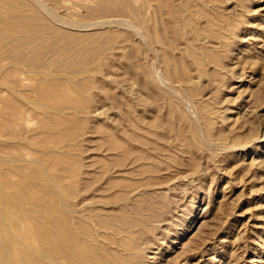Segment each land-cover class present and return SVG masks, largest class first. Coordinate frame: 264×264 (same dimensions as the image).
<instances>
[{
    "label": "rangeland",
    "instance_id": "rangeland-1",
    "mask_svg": "<svg viewBox=\"0 0 264 264\" xmlns=\"http://www.w3.org/2000/svg\"><path fill=\"white\" fill-rule=\"evenodd\" d=\"M160 1L0 0V189L2 193L10 195L16 189L13 194L19 192L20 199L21 195L25 197V190L28 189L26 193L31 195V199L25 197L30 200H27V203L22 198L24 202L17 205L19 210L16 211V216L19 211L25 213H21L19 217L28 214L27 216L32 218V214L35 213L34 215L38 216L33 219L39 222L38 225L42 222V227L46 223L44 221H47L42 229L50 228L47 219L50 216L47 215L59 211L58 214L61 215L62 212L61 216L64 218L71 220L74 217L71 220V222L74 220V225L80 226V223L85 224L87 220L98 235L93 234L91 225L88 229L87 223L85 227L84 225L80 227L86 228L85 232L90 230L94 236L90 233L89 235L94 239L85 233L84 229L78 230L79 235L81 237L84 235L82 238L88 237L87 240L93 241L97 237L96 240L100 238V241H105L104 245L109 253L113 250L109 254L111 259L115 256L114 252L117 256L116 250L121 252L122 249V253H119L122 257L113 258L120 257L117 259L118 263L114 261L115 264H133L135 261L132 259L138 256L134 264H264V0H207V2L195 0L196 4L200 2L198 8L194 0ZM208 4L213 7L208 8ZM188 5L196 7L193 6L191 9ZM199 6L207 8L201 9ZM205 9L212 11L209 10L208 13ZM215 10L218 14L220 11L224 13L227 11L226 13L236 18L221 13L216 14L214 19L218 16L217 19L220 21L223 16L228 15L225 19L232 18L241 23L237 26L235 24V27V21L228 19L231 21L230 27L223 18L221 23L213 19L214 22L221 24L222 28L216 23L213 26L211 21L210 25L207 24L210 17L205 16L211 14L212 19ZM203 11L206 15L202 14ZM187 12L191 13V17L194 16L193 21L187 18L190 14ZM122 13H126L124 16L127 18ZM248 13L253 16L250 14L248 16ZM176 17L178 21H175ZM247 19L252 22L248 23ZM187 21H190L191 25ZM223 23L228 24L229 27L225 24L228 30L224 29ZM210 26L212 29L215 28L216 34L212 32ZM192 28L196 31H192ZM198 29L199 34L206 30L214 36L211 37V34L204 31L201 37L196 33ZM175 31L176 34L173 35ZM192 33L196 37L200 36L201 40L197 38L196 41ZM188 36L194 37L195 41L191 43L190 40L194 39ZM162 38H166L165 42ZM202 38L206 39L205 42ZM199 44L200 48L197 47ZM182 48L185 49L186 58L182 54ZM189 48L196 49H191L192 55V52L187 50ZM198 52L201 53L200 57ZM181 54L184 62H187V66L182 62L179 67L180 71L186 67L183 72H179L177 66L180 63L176 61ZM194 55L198 57L194 58ZM180 58L179 60L183 61ZM171 61L175 63L172 64ZM173 65L176 66L174 71ZM56 81L59 83L62 81L64 85ZM193 81L196 82L197 88L192 84L195 89L189 84ZM65 83L69 85L68 88L65 87ZM58 84L61 87L57 86ZM70 85L72 91L69 90ZM43 87H47V93ZM34 88L40 93L42 89L44 93L40 95L38 93L37 96ZM61 88L67 92H63L65 96L68 95L67 98L59 93L62 92ZM48 91L51 92L50 95L59 93L56 94V98L62 95L59 97V103L62 98L64 101L61 99V102L64 105L59 104L58 99L54 98L55 95L50 96ZM72 93L77 95L74 96L76 99ZM43 94L45 96H42ZM18 98L23 106L20 104L17 107ZM11 103H15L16 107ZM204 103L208 104L205 105L208 112L205 111ZM16 108L20 109L17 111ZM15 112L16 118L13 117ZM5 114L9 116L6 117ZM43 115L48 118L45 119L47 121H43ZM56 115L65 119L58 118V121ZM17 117L20 119L17 120ZM208 119L213 121L209 122ZM15 121L18 125L14 123ZM51 121L58 124H51ZM149 121L155 126H149ZM218 128L224 134L222 132L219 134ZM149 129L155 130L153 135L149 133ZM156 130L160 132V136ZM145 135L149 139L154 138L150 139L153 145ZM117 143L121 146L116 145ZM18 148L22 150L19 151ZM68 162L72 163L71 166ZM140 163L145 164L143 167L145 170L153 168L149 169L153 172L156 168L158 171L155 169L153 173L149 170L143 172L144 169L139 167ZM146 164L153 167L147 168ZM66 165L72 167L71 171L69 168L67 171L68 166L65 169ZM120 169L122 170L119 171ZM72 171L74 173H70L69 179L64 176ZM61 172L64 178L61 177ZM56 173L60 176L57 177ZM145 173L152 174L151 178L156 175L154 178L157 180L148 179L149 176ZM25 174L28 179L24 177ZM171 176L175 177L170 178ZM64 179L66 180L63 181ZM9 181L12 184L15 181L13 187H16L13 191L8 187ZM17 181L25 185H20L24 188L21 190L22 192L24 190L23 193L17 191V188L21 189ZM31 181H36L37 185ZM155 181L157 182L154 183ZM80 182H86L90 186L87 185L89 189L84 188L86 183L82 187ZM74 183L78 184L77 187L81 184V187L75 188ZM94 186L95 189L92 188ZM47 189L48 194L45 193ZM50 189L55 194L49 191ZM81 193L86 196L83 200L80 197ZM74 194L77 197H74ZM18 195L15 197L18 198ZM46 197L47 201L53 200L52 205L49 201L46 202ZM77 198L83 201L79 205ZM14 200L16 201V198H13L11 203L15 202ZM64 200L65 202L68 200L67 205L71 202L72 205L67 208ZM74 202L76 204H73ZM48 204L50 205L47 206ZM45 205L46 211L50 209V212L45 213L42 207ZM39 206L42 208L39 209ZM140 207L141 210L144 209L142 211H147L145 213L140 211L145 217L138 212ZM56 209L60 210L55 212ZM40 210L47 214V218L41 217L43 213L41 211L40 215ZM133 210H138L140 215ZM67 213H70V218L67 217L69 216ZM146 213L150 216L146 217ZM139 218H143L144 221ZM75 219L80 223L75 222ZM124 219L127 220V224ZM90 220L93 224L89 222ZM98 220H102L100 222L105 220L107 224L102 227L103 223ZM128 220L135 225L128 224ZM107 221L114 222V227L123 226V229L120 228L121 231L117 227L114 229L112 223L110 225ZM108 224L115 231L111 230ZM126 225L127 229L129 227L131 231H136L137 235L135 232L136 236H133L134 233L126 230ZM98 228L99 232L96 230ZM103 229L104 233H110L114 237L113 240L115 236L118 238L113 241L110 235L105 233L106 236H103L104 233H101ZM45 230L42 232L45 233ZM107 230L112 232L108 233ZM122 233L127 237L128 234H132L127 240ZM6 235L8 238L13 237V234ZM107 236L110 237L107 239ZM121 237L124 240L121 239L120 242ZM139 237H142L141 240ZM131 238L135 240L134 243L137 239V242L140 241L136 243L137 247L129 241ZM124 241L126 243L119 244ZM130 242L139 250L131 247L133 245ZM126 244L129 245L128 249L132 251L131 255L134 257L128 255V259L132 258L131 260H127L126 256L123 258L126 252L130 254ZM143 245H148V248L147 246L143 248ZM117 246L124 248L120 249ZM139 251L144 255H139Z\"/></svg>",
    "mask_w": 264,
    "mask_h": 264
},
{
    "label": "bare ground",
    "instance_id": "bare-ground-1",
    "mask_svg": "<svg viewBox=\"0 0 264 264\" xmlns=\"http://www.w3.org/2000/svg\"><path fill=\"white\" fill-rule=\"evenodd\" d=\"M162 1V0H161ZM160 1V2H161ZM197 1H199V0H197ZM212 1V0H211ZM218 1V0H217ZM194 2H195V0H194ZM206 2H207V0H206ZM209 3H210V1H208ZM225 2H227V1H225ZM241 2V1H240ZM243 2V1H242ZM245 2V1H244ZM199 4H200V2H198ZM198 3L196 4V2H195V4H196V6L198 5ZM204 3V2H203ZM212 3V2H211ZM234 4H235V2H233ZM121 3H119V5H120ZM187 4H189V2H187ZM216 4H218V3H216ZM236 4H237V2H236ZM239 5H240V3H238ZM242 4V3H241ZM203 5H205V4H203ZM203 5H200V6H203ZM222 5V4H221ZM220 5V7H222ZM122 6V5H121ZM142 6V5H141ZM189 7H191V9H192V7L193 6H195V5H193V6H191V5H188ZM195 6V7H196ZM199 6V8H201ZM209 6H212V5H209L208 4V8H209ZM246 6V5H245ZM162 7V6H161ZM204 7H206V6H204ZM204 7H202L201 9H203ZM213 7V6H212ZM211 7V8H212ZM241 7V6H240ZM131 8V7H130ZM135 8V7H134ZM197 8H198V6H197ZM207 8V7H206ZM214 8H216V7H214ZM214 8H212V9H214ZM248 8H249V6H248ZM123 9V8H122ZM128 9V8H127ZM190 9V10H191ZM194 9V8H193ZM196 9V8H195ZM217 9V8H216ZM225 9V8H224ZM223 9V10H224ZM238 9H240V8H238ZM253 9V8H252ZM130 10V9H129ZM135 10V9H134ZM209 10L210 9H205V11H208V13H209ZM221 11H222V8L220 9ZM186 11H189V10H186ZM196 11H198V9L196 10ZM196 11H194V13H196ZM200 12L199 13H201V10H199ZM212 10H210V12H211ZM217 11H219V10H217ZM220 11V14H218V13H216V10H215V16H212V19H211V14L209 15H207V16H205V17H210V19H209V21L207 22V24H209L210 23V21H211V24L213 23V26H215L214 25V23H216V22H214V20L215 19H217L218 18V16H217V18H213V17H216V14L217 15H221V13H222V15H226V14H228V13H224V12H221ZM225 11V10H224ZM244 11V10H243ZM246 11H247V9H246ZM252 11V10H251ZM250 11V12H251ZM183 12V11H182ZM242 12V11H241ZM187 13H190V12H187ZM187 13H185L186 15H187ZM194 13H192L193 15H194ZM243 13V12H242ZM252 13V12H251ZM251 13H248V16H249V14L251 15V16H253ZM123 14V13H122ZM177 14V13H176ZM202 14H205L204 13V11L202 12ZM245 14V13H244ZM247 14V13H246ZM124 15H126V13L125 14H123V16ZM135 15H136V12H135ZM191 15V13L190 14H188V16L189 17H191L190 16ZM206 15V14H205ZM214 15V14H213ZM229 15V14H228ZM228 15L227 16H223V20L224 21H226L227 23H229V25H230V27H231V21H229L230 19L232 20V21H235V22H237V23H235L234 22V26H235V24H236V26H237V24H240L241 22H239L238 20H233L232 18H236V17H232V16H230V17H232V18H228V19H225L226 17H228ZM125 17V16H124ZM134 17V16H133ZM136 17V16H135ZM180 17V16H179ZM178 17V18H179ZM189 17H187L188 19H190V21L192 20L193 21V19L192 18H194V16H192L191 18H189ZM222 17V16H221ZM220 16H219V18H221ZM125 18H127V17H125ZM251 18V17H250ZM130 19V18H129ZM175 19V18H174ZM176 19H177V17H176ZM180 19H181V17H180ZM195 19V18H194ZM208 19V18H207ZM214 19V20H213ZM222 19H220V21L222 20ZM212 20H213V22H212ZM219 19H217V21H218ZM223 20H222V22H223ZM248 20V23H249V21H251L250 19H247ZM246 20V21H247ZM175 21H178V19L177 20H175ZM190 21L188 22L187 21V23L188 24H190ZM196 22L198 21L197 19L195 20ZM220 21H218L219 23H221ZM229 21V22H228ZM246 21H245V23H246ZM196 22H194V23H196ZM252 22V21H251ZM179 23V22H178ZM192 23V22H191ZM227 23H225L227 26H228V24ZM193 24V23H192ZM216 24H218V23H216ZM224 23L222 24V25H225ZM232 24H233V22H232ZM191 25V24H190ZM193 25H195V24H193ZM210 25V24H209ZM219 25V27L221 26V24H218ZM218 25L216 26V27H218ZM225 25V28H224V26H223V28L224 29H226L227 28V26ZM180 26V25H179ZM178 26V27H179ZM234 26H233V28H234ZM235 26V27H236ZM183 27V26H182ZM185 27V26H184ZM194 27V26H193ZM208 27V26H207ZM211 27V30H212V32H214L215 34H216V32H215V28L214 29H212V26H210ZM209 27V28H210ZM229 27V26H228ZM239 27V26H238ZM195 28V27H194ZM208 28V29H209ZM221 28H222V26H221ZM183 29H185V28H183ZM193 29V28H192ZM196 29V28H195ZM197 30V29H196ZM195 30V31H196ZM210 29H209V31H211ZM226 30H228V28L226 29ZM230 30H232V29H230ZM236 30H237V28H236ZM176 31H179V29L177 30L176 29ZM176 31L175 32H173L174 34L173 35H175L176 34ZM192 31H194V29L192 30ZM194 31V32H195ZM205 32H206V30H204ZM204 31H202V32H204ZM234 31V30H233ZM232 31V32H233ZM238 31V30H237ZM180 32V31H179ZM201 32V33H202ZM190 33V32H189ZM198 35H200L201 37H202V35H201V33L199 34V29H198V31L196 32ZM207 34L209 33V34H211L212 36L211 37H213L214 36V34L213 33H210V32H206ZM178 34V33H177ZM193 34V36H194V33H192ZM206 34V35H207ZM155 35V34H154ZM164 35V34H163ZM187 35V34H186ZM196 35V34H195ZM198 35H197V37L196 36H194L195 38H196V41L198 40L197 38H199L198 37ZM156 36V35H155ZM177 36V35H176ZM210 36V35H209ZM216 36V35H215ZM154 37V36H153ZM157 37H159V35L157 36ZM164 37H166V36H164ZM188 37H190V36H188ZM187 37V38H188ZM194 37L193 38H191L190 37V39H194ZM207 37H208V35H207ZM211 37H209V38H211ZM163 39V38H162ZM166 38H164L163 39V41L165 40ZM200 39V38H199ZM203 39V38H202ZM187 40V42L189 41V38L188 39H186ZM201 40V39H200ZM204 40H206L205 38L203 39V41ZM212 40H214L213 38H212ZM211 40V41H212ZM167 41V40H166ZM168 41H170V40H168ZM193 41H195V39L194 40H190V42L192 43ZM165 42V41H164ZM205 42V41H204ZM204 42H201V43H204ZM213 42V41H212ZM216 42H218V41H216ZM167 43V42H166ZM175 43V42H174ZM200 43V44H201ZM223 43V42H222ZM200 44H199V46H197V47H199L200 48ZM217 44V43H216ZM134 45V44H133ZM168 45V43L166 44V46ZM169 45H171V46H173L172 44H169ZM191 46H192V44H190ZM202 45V44H201ZM218 45V44H217ZM191 46H189V47H191ZM203 46V45H202ZM14 47V46H13ZM174 47V46H173ZM193 47V46H192ZM196 47V48H197ZM210 47V46H209ZM183 48H185V47H183ZM182 48V54H184L185 53V49H183ZM198 48V49H199ZM191 49H193V48H189V49H187V50H190L192 53H191V55L193 54V50L195 49H193V50H191ZM196 50V49H195ZM200 50V49H199ZM189 51V52H190ZM199 54H198V56L199 55H201V53L200 52H198ZM181 54V56H178V60H179V57H181L180 59H182V57H183V55ZM197 54V53H196ZM180 55V54H179ZM185 55L186 54H184V57H185ZM2 56V55H1ZM15 56V55H14ZM188 56V55H187ZM198 56H196V57H198ZM209 56H210V53H209ZM16 57V56H15ZM192 57V56H191ZM190 56H189V58H191ZM195 57V55H194V58H196ZM200 57V56H199ZM3 58V57H2ZM186 58V57H185ZM5 59V58H4ZM174 59V58H173ZM176 59V61H177V63H180V65L179 66H177V68L179 69V72H183V70L186 68L184 65L186 64V66H187V62L185 63L184 62V58L182 59L183 61H181V60H177ZM192 59H193V57H192ZM185 60H187V59H185ZM20 61V60H19ZM171 62H173V61H171ZM170 62V63H171ZM182 62H184L185 64L183 65L185 68H181V70L182 71H180V66L183 64ZM68 63H69V61H68ZM175 62H173L172 64H174ZM176 63V64H177ZM9 65V64H8ZM19 67V66H18ZM123 67V66H122ZM174 67H176L175 65H173V69H172V71H174ZM15 68V67H14ZM20 68V67H19ZM13 69V68H12ZM24 69V68H23ZM11 69L9 68V71H10ZM16 70V69H15ZM20 70V69H19ZM38 70H40V69H38ZM83 70V69H82ZM43 71V70H42ZM85 71V70H84ZM96 71V70H95ZM175 71H177V70H175ZM185 71V70H184ZM170 72H171V70H170ZM178 72V71H177ZM7 73V72H6ZM86 73V72H85ZM202 73V72H201ZM49 74V73H48ZM71 74V73H70ZM76 74V73H75ZM79 74V73H78ZM173 74H175V72H173ZM186 75H188L187 73H185ZM9 75V74H8ZM19 75V74H18ZM183 76H184V73L182 74ZM185 75V77H187ZM191 75V74H190ZM189 75V76H190ZM200 75V74H199ZM21 76V75H20ZM146 76V75H145ZM144 76V77H145ZM183 76H182V78H183ZM188 76V77H189ZM193 76V75H192ZM201 76V75H200ZM16 77V76H15ZM18 77V76H17ZM113 77V76H112ZM184 77V79L186 80V78ZM194 77V76H193ZM202 77V76H201ZM25 78V77H24ZM141 78H143V77H141ZM140 78V79H141ZM181 78V79H182ZM190 78H191V76L189 77V80H190ZM200 78V77H199ZM13 79V78H12ZM11 79V80H12ZM103 79V78H102ZM117 79V78H116ZM147 79V78H146ZM15 80V79H14ZM24 80V79H23ZM54 80V79H53ZM70 80V79H69ZM69 80H67V81H69ZM83 80V79H82ZM86 80V79H85ZM97 80V79H96ZM109 80V79H108ZM143 80H144V82H146V80L143 78ZM188 80V79H187ZM2 81V80H1ZM31 81V80H30ZM62 81H65V80H62ZM60 82L61 84H63L64 85V83L63 82ZM103 81H104V79H103ZM8 82H9V80H8ZM12 82H13V80H12ZM21 82V81H20ZM41 82V81H40ZM46 82V81H45ZM53 82V81H52ZM57 82V81H56ZM71 82H73L72 80H71ZM82 82H84V81H82ZM81 82V83H82ZM106 82V81H105ZM108 82V81H107ZM190 82V81H189ZM188 82V83H189ZM14 83H16V82H14ZM26 83V82H25ZM51 83V82H50ZM57 83H59V81L57 82ZM57 83H55V84H57ZM59 83V84H60ZM66 83H68L69 84V82H66ZM66 83H65V87L67 86L66 85ZM78 83V82H77ZM148 83V82H147ZM146 83V84H147ZM196 83V82H195ZM195 83H194V81L193 82H191V83H189V84H194V87L195 88H197V86H195ZM9 84V83H8ZM59 84L57 85V86H59ZM73 84H75V83H73ZM104 84V83H103ZM186 84V83H185ZM3 85V84H2ZM33 85H34V83H33ZM37 85V84H36ZM39 85V84H38ZM37 85V86H38ZM45 85V84H44ZM52 85L54 86V83H52ZM51 84H50V86H52ZM40 86H42V85H40ZM48 86V85H47ZM56 86V85H55ZM56 86V87H57ZM69 86V85H68ZM68 86H67V88H68ZM75 86H76V84H75ZM150 86V85H149ZM190 86V85H189ZM2 87V86H1ZM13 87V86H12ZM20 87V86H19ZM59 87H61V86H59ZM64 87V86H63ZM73 87H74V85H73ZM73 87H72V89H73ZM192 87H193V85H192ZM193 87V88H194ZM23 88V87H22ZM44 88H46V89H44ZM77 88V87H76ZM194 88V89H195ZM14 89H16V88H14ZM36 88H34V91H35V93L37 94V96H39L41 93H44L43 91H42V89L40 90L41 91V93L40 92H38L37 90H35ZM49 89H50V87H49ZM53 89V88H52ZM54 89H55V87H54ZM57 89H58V87H57ZM56 89V90H57ZM62 89V92L61 91H59V90H57V91H59V93H61V94H64L63 92H66V91H63V88H61ZM71 89V85H70V87H69V90ZM43 90H45V92L47 93V87H43ZM75 90V89H74ZM193 90V89H192ZM197 90V89H196ZM2 91V90H1ZM9 91H10V89H9ZM50 91V90H49ZM48 91V92H49ZM70 91H72V90H70ZM70 91H68V94L70 93ZM52 92H54V91H52ZM75 92H77V91H75ZM81 92V91H80ZM191 92V91H190ZM258 91H256V93H257ZM19 93H21V91L19 92ZM38 93H39V95H38ZM46 93H45V95H46ZM56 94H59V93H57V92H55ZM67 93V92H66ZM74 93V92H73ZM72 93V95H73V97L74 96H77V95H75V94H73ZM24 94V93H23ZM51 94V92H49V95ZM53 94V93H52ZM56 94H54L55 95V97H54V95H50V96H52V97H54V98H56L57 96H56ZM196 95H198L197 93H195ZM258 94V93H257ZM260 94V93H259ZM44 94L42 95V96H45ZM48 95V96H49ZM190 95V94H189ZM41 96V97H42ZM48 96H47V98H48ZM49 96V97H50ZM60 96H62V95H60ZM60 96H58V98H56V100L58 99V103H59V97ZM64 96H65V94H64ZM63 96V97H64ZM71 96V94H69V97ZM115 96V95H114ZM13 97V96H12ZM14 97H16V96H14ZM21 97V96H20ZM68 97V95L67 96H65V98H67ZM1 98V97H0ZM40 98V97H39ZM42 98H45V97H42ZM53 98V99H54ZM75 99L77 98V97H74ZM73 98V99H74ZM21 99V98H20ZM61 99L62 98H60V103L59 104H61L62 102H61ZM72 99V98H71ZM114 99V98H113ZM118 99H119V97H118ZM117 99V100H118ZM193 99V98H192ZM195 99H197V98H195ZM12 100V99H11ZM13 100H15V99H13ZM18 100H19V98H18ZM22 100V99H21ZM48 100V99H47ZM56 100H54V101H56ZM63 101H64V99H62ZM69 100V99H68ZM68 100H66V101H68ZM116 100V101H117ZM194 100V99H193ZM17 101V100H16ZM30 101V100H29ZM38 101V100H37ZM42 101V100H41ZM54 101H53V103H54ZM115 101V100H114ZM131 101V100H130ZM15 102V101H14ZM19 102V105H17V107L18 106H20V104H22V101H21V103H20V100L18 101ZM31 102V101H30ZM38 102H40V101H38ZM43 102H47V101H43ZM70 102H71V100H70ZM48 103V102H47ZM69 103V102H68ZM118 103V102H117ZM120 103V102H119ZM201 103V102H200ZM11 104H15V103H11ZM16 104H18V103H16ZM51 104V103H50ZM63 105H64V103H62ZM66 104V103H65ZM202 104V103H201ZM201 104H199L198 103V105H201ZM34 105V104H33ZM54 105V104H53ZM56 105V104H55ZM127 105V104H126ZM204 106L205 105H207L208 106V104H203ZM202 105V106H203ZM15 106V105H14ZM22 106H23V104H22ZM60 106V105H59ZM202 106H201V108H202ZM16 107V106H15ZM37 107H39V106H37ZM62 107V106H61ZM66 106H64V108H65ZM131 107V106H130ZM11 108V107H10ZM40 108V107H39ZM58 108H60V107H58ZM134 108V107H133ZM204 108H206V110L205 111H207V107L205 106ZM14 109V108H13ZM20 109V108H19ZM18 109V110H19ZM130 109V108H129ZM209 109V108H208ZM16 110H17V108H16ZM17 110V111H18ZM30 110V109H29ZM58 110V109H57ZM26 111V110H25ZM37 111V110H36ZM41 111V110H40ZM39 111V112H40ZM43 111H45V110H43ZM43 111H42V113H43ZM59 111V110H58ZM131 111V110H130ZM135 111V110H134ZM14 112V111H13ZM22 112H24V110L22 111ZM27 112V111H26ZM174 112H176V111H174ZM181 111H179V113H180ZM204 111H202V113H203ZM208 112V111H207ZM16 113L17 112H15V115L13 116V117H15L16 116ZM140 113V112H139ZM182 113V112H181ZM201 112H200V114H202ZM8 114V113H7ZM13 114V113H12ZM20 113H18V115H19ZM26 114V113H25ZM41 114V113H40ZM46 114V112H44V115ZM141 114V113H140ZM27 115H28V113H27ZM39 115V114H38ZM43 115V116H44ZM183 115H185V114H183ZM204 115H207V116H209L208 114H204ZM5 116L7 117V116H9V115H6L5 114ZM4 116V117H5ZM19 116H21V115H19ZM56 116H58V115H56ZM60 116V115H59ZM59 116L57 117V120H58V118H59ZM12 117V116H11ZM12 117V118H13ZM35 117V116H34ZM141 117V116H140ZM139 117V118H140ZM185 117H187V116H184V118ZM16 118V117H15ZM18 118V117H17ZM28 118H30V117H28ZM47 117L46 116H44V118H43V121H47V120H45ZM63 118V117H62ZM62 118H59L60 120L62 119ZM183 118V117H182ZM183 118V121H185V119ZM198 118H200V116L198 117ZM201 118H203L202 116H201ZM208 118V117H207ZM207 118H205V119H207ZM7 119V118H6ZM20 118H18L17 120H19ZM48 119V118H47ZM51 119V118H50ZM54 119V118H53ZM63 119H65V118H63ZM67 119V118H66ZM142 119V118H141ZM205 119H203V120H205ZM9 121H11L10 119H8ZM22 120V119H21ZM69 120V119H68ZM154 120V119H153ZM200 120V119H199ZM208 120H210V119H208ZM25 122H26V120H24ZM43 121H42V123H43ZM49 121V120H48ZM59 121V120H58ZM211 121H213V120H210L209 122H211ZM6 122V121H5ZM55 122H57L56 120H55ZM55 122H53L52 123V121H51V124H55ZM65 122H66V120H65ZM64 122V123H65ZM145 122V121H144ZM150 122V121H149ZM186 122H188V121H186ZM185 122V123H186ZM205 122V121H204ZM209 122H207L206 121V123H209ZM15 124L17 123V121H15L14 122ZM46 123V122H45ZM44 123V124H45ZM148 123V122H147ZM190 123V122H189ZM10 124H13V123H11L10 122ZM33 124H34V122H33ZM58 123H56L55 125H57ZM60 124H62V122H60ZM203 124V123H202ZM17 125H18V123H17ZM26 125V124H25ZM146 125V124H145ZM153 126L152 124H151V122H150V124H149V126ZM190 125V124H189ZM10 126V125H9ZM28 126V125H27ZM52 127H53V125H51ZM60 126H62V125H60ZM146 126H148V125H146ZM145 126V127H146ZM148 126V127H149ZM155 126V125H154ZM186 126V127H185ZM184 127L185 128H187V125H185ZM204 126H207V125H204ZM210 126V125H209ZM209 126H207V127H209ZM11 127H12V125H11ZM21 127V126H20ZM23 127V126H22ZM29 127V126H28ZM36 127V126H35ZM13 128H14V126H13ZM56 128V127H55ZM59 128V127H58ZM149 128H151V127H149ZM185 128H183V129H185ZM194 128V127H193ZM211 128V127H210ZM34 129V128H33ZM148 129V128H147ZM153 129H155V128H153ZM11 130V129H10ZM25 130V129H24ZM150 130V129H149ZM158 130V129H157ZM156 130V132H158L157 134L159 135V131H157ZM185 130H189V129H185ZM184 130V131H185ZM194 130H196V129H194ZM22 131V130H21ZM61 131V130H60ZM137 131H139V130H137ZM137 131H136V133H137ZM147 131V130H146ZM151 131V130H150ZM149 131V133L150 134H152V133H154L155 132V130H153V131H151L150 132ZM217 131H219L218 133L220 134V132H222V130L220 131L219 130V128H218V130ZM10 132V131H9ZM198 132V131H197ZM139 133V132H138ZM149 133H147V134H149ZM183 133V132H182ZM196 133V132H195ZM215 133H217V132H215ZM214 133V134H215ZM223 133V132H222ZM8 134V133H7ZM14 134V133H13ZM12 134V135H13ZM18 134V133H17ZM56 134V133H55ZM140 134V133H139ZM141 134H145V133H141ZM213 133H211V135H212ZM224 134V133H223ZM11 135V134H10ZM19 135V134H18ZM27 135V134H26ZM153 135V134H152ZM155 135V134H154ZM20 136V135H19ZM148 139L147 140H150L149 139V137L147 136V135H145ZM149 136H151V135H149ZM160 136V135H159ZM161 136H163V135H161ZM16 137V136H15ZM24 137H26L25 135H24ZM56 137H58V136H56ZM143 137V136H142ZM146 137H144V138H146ZM153 137V136H152ZM155 137V136H154ZM197 137V136H196ZM222 137H225V136H222ZM2 138V137H1ZM20 138H21V136H20ZM23 138V137H22ZM63 138V137H62ZM216 138V137H215ZM226 138V137H225ZM135 139V138H134ZM198 139H199V137H198ZM223 139V138H222ZM22 140V139H21ZM138 140V139H137ZM151 140H154V138L153 139H151ZM151 140H150V144H152L151 143ZM156 140V139H155ZM27 141H28V139H27ZM140 141V143H142V141L141 140H139ZM183 141V140H182ZM146 142V141H145ZM136 143V142H135ZM33 144V143H32ZM119 144V145H118ZM145 144H147V143H145ZM5 145H7V144H5ZM20 145V144H19ZM37 145V144H36ZM116 145H118V146H121L120 145V143H117ZM128 145V144H127ZM138 145V144H137ZM141 145V144H140ZM139 145V146H140ZM153 145V144H152ZM115 146V145H114ZM2 147V146H1ZM7 147V146H6ZM123 147V146H122ZM128 147V146H127ZM143 147V146H142ZM112 149H113V147H112ZM18 150H19V148H18ZM20 150H22L21 148H20ZM19 150V151H20ZM52 150V149H51ZM124 150H125V148H124ZM123 151V150H122ZM28 152V151H27ZM26 152V153H27ZM30 152V151H29ZM28 152V153H29ZM12 153V152H11ZM25 153V154H26ZM43 154H45V153H43ZM49 154V153H48ZM17 155V154H16ZM45 156L47 157V155L45 154ZM50 156V155H49ZM53 156V155H52ZM124 156H126V153H125V155ZM19 157V156H18ZM26 157V156H25ZM59 157V156H58ZM143 157V156H142ZM17 158V157H16ZM52 158V157H51ZM140 158H141V156H140ZM139 158V159H140ZM1 159V158H0ZM57 159H60V158H57ZM61 159H62V156H61ZM144 159V158H143ZM142 159V160H143ZM35 160V159H34ZM63 161V160H62ZM144 161V160H143ZM2 162H3V160H2ZM36 162H37V160H36ZM58 162H60V161H58ZM146 162V161H145ZM69 163V162H68ZM150 163V162H149ZM70 164V166H71V164L72 163H69ZM74 164V163H73ZM37 165V164H36ZM52 165V164H51ZM64 165V164H63ZM140 166V168L141 169H144L143 167H144V165L142 164V163H140L139 164ZM141 165H143V166H141ZM2 166H4V165H2ZM24 166V165H23ZM38 166V165H37ZM68 165H66L65 166V169H66V167H67ZM146 166H147V164H146ZM149 167H153V165L152 166H150V165H148ZM148 166H147V168H148ZM8 167V166H7ZM51 167V166H50ZM55 167H57V166H55ZM2 168V167H1ZM4 168V167H3ZM23 168V167H22ZM38 168V167H37ZM49 168V167H48ZM63 168V167H62ZM68 168H69V166L67 167V171H68ZM8 169V168H7ZM41 169H42V166H41ZM57 169V168H56ZM70 169H72V167H70L69 168V171H71ZM110 169H113V168H110ZM149 169H153V168H149ZM149 169H147V170H143V172L145 171V172H151V170H149ZM155 169L156 168H154V171L153 172H155ZM55 170V169H54ZM63 170V169H62ZM109 170V169H108ZM122 169H120L119 171H121ZM149 170V171H148ZM35 171V170H34ZM37 171V170H36ZM139 171H141L140 169H139ZM156 171H158V169H156ZM5 172V171H4ZM39 172V171H38ZM44 172V171H43ZM55 172V171H54ZM117 172H118V170H117ZM142 172V174H144ZM153 172H151V173H153ZM32 173V172H31ZM64 173V172H63ZM72 173H74L73 171L72 172H69V175H66L65 173V175L64 176H66V178H68L69 179V177H70V175ZM141 172H139V174H140ZM29 174V173H28ZM57 174L58 173H56L55 175L57 176ZM61 174H62V172H61ZM76 174V173H75ZM150 173H145V175H148L149 177H148V179H150L151 178V175H149ZM21 175V174H20ZM26 175L27 174H25V176L24 177H26ZM40 175V174H39ZM107 175H109V174H107ZM119 175H120V172H119ZM118 175V176H119ZM1 176V175H0ZM19 176V175H18ZM22 176H23V174H22ZM32 176V175H31ZM34 176H36V175H34ZM42 176L44 177L43 179L45 180V176L42 174ZM59 176H60V174H59ZM59 176H57V177H59ZM69 176V177H68ZM141 176V175H140ZM144 176V175H143ZM156 176V175H155ZM155 176H153V178L155 177ZM158 176V175H157ZM3 177H4V175H3ZM16 177V176H15ZM47 177V176H46ZM61 177H63V174L61 175ZM108 177V176H107ZM107 177H105V179L107 178ZM145 177H147V176H145ZM144 177V178H145ZM167 177H169V176H167ZM173 176H171L170 178H172ZM175 177V176H174ZM173 177V178H174ZM27 178V177H26ZM64 178V177H63ZM72 178V177H71ZM143 178V177H142ZM153 178H151V179H153ZM156 178V177H155ZM154 178V180H157V179H155ZM158 178V177H157ZM169 178V179H170ZM12 179V178H11ZM22 179V178H21ZM23 179H25V178H23ZM28 179V178H27ZM67 179V180H68ZM73 179V178H72ZM77 179V178H76ZM104 179V180H105ZM108 179H109V177H108ZM162 179H163V177H162ZM166 180H169V179H167V178H165ZM164 179V180H165ZM1 180V179H0ZM29 180H31V179H29ZM38 180V179H37ZM43 180V181H44ZM59 180H60V178H59ZM66 179H64L63 181H65ZM84 180V179H83ZM115 180H117V179H115ZM120 180V179H119ZM163 180V181H164ZM165 180V182H167ZM171 180V179H170ZM25 181V180H24ZM42 181V182H43ZM62 181V180H61ZM69 181V180H68ZM85 181L87 182V180H86V178H85ZM159 181V180H158ZM7 182V181H6ZM10 182V181H9ZM13 182V181H12ZM33 184H36V181L35 182H33V181H31ZM31 182H30V184H31ZM83 182V181H82ZM82 182H80L81 184H82V187H83V185H84V183H86V182H84V183H82ZM101 182V181H100ZM105 183H106V181H104ZM109 182V184H110V180L108 181ZM107 182V183H108ZM153 182V181H152ZM151 182V183H152ZM157 181H155L154 183H156ZM161 182H162V180H161ZM14 184H12L11 182L9 183L10 184V186H8L9 187V189L11 190L12 189V191H13V188H15L16 186H14L13 187V185H15V181L13 182ZM66 183H68L67 181H66ZM72 183V182H71ZM159 183V182H158ZM4 184V183H3ZM3 184H2V186H3ZM6 184H8V182L6 183ZM5 184V185H6ZM17 184H19L18 183V181H17ZM30 184L28 183V185L30 186ZM33 184H31L32 186H33ZM42 184V183H41ZM64 184V183H63ZM75 184V183H74ZM81 184H80V186L79 187H81ZM0 185H1V183H0ZM20 185H24L22 182L18 185V186H20ZM37 185V184H36ZM35 185V186H36ZM69 184H67V186H68ZM76 185V184H75ZM87 183H86V185H84L85 187L84 188H86L87 187ZM93 185V184H92ZM143 185V184H142ZM145 185V184H144ZM1 186V187H2ZM25 186V185H24ZM23 186V187H24ZM31 186V187H32ZM51 186V185H50ZM78 186V184L76 185V187L75 188H79V187H77ZM89 186V185H88ZM140 186V185H139ZM7 187V188H8ZM10 187H12V188H10ZM21 187V189L20 190H18V188H17V191H20V192H22L21 190L22 189H24V188H22V186H20ZM31 187H30V189H31ZM53 187V186H52ZM51 187V188H52ZM56 186H54V188H55ZM70 187V186H69ZM72 187H74L73 186V184H72ZM90 187V186H89ZM144 187V186H143ZM4 188V187H3ZM26 188V187H25ZM28 188V187H27ZM35 188V187H34ZM58 188V187H57ZM88 188V187H87ZM86 188V189H87ZM92 188H96L95 186L94 187H92ZM37 189H39L38 187H37ZM89 189V188H88ZM8 190V189H7ZM16 190V189H15ZM14 190V191H15ZM26 190H28V189H26ZM26 190H25V197H27L28 196V198H30L31 197V195H29V194H27L26 193ZM44 190H45V188H44ZM52 190H53V188H52ZM55 190H56V188H55ZM70 191H71V189H69ZM83 190V189H82ZM90 190H91V188H90ZM11 191V192H12ZM13 191V193L15 194V192ZM49 191H51V189L49 190ZM91 191H93V189L91 190ZM146 191V190H145ZM3 191L0 189V264L2 263V262H9V264H115L114 263V261L115 262H117L118 263V260L117 259H120V257H118V258H116V259H113L115 256H116V253L114 252V257H113V254H112V259L109 257V256H111V255H109L110 253H112L113 252V250H112V252L110 251V253H109V250H108V248H106V246L104 245L105 243V241L103 242V240L102 241H100V238H98L97 240H96V238H95V240H93L92 241V239H94V237H91L93 234H97L95 231H93V229H94V227H93V229H92V225L91 224H89L88 222H86L87 220L86 219H83L84 221H85V224L87 223L88 224V229H90L89 228V226L91 227V230H92V232H94L93 234H91L92 232H89L90 230H88V232L86 231L85 232V229L86 228H82V227H80V226H83V227H85V224H82L81 225V223L79 222V220L77 221L76 219V221L75 222H77V223H80V226L78 225V224H76V225H74L73 224V221L71 222V220L74 218V217H72V219L70 220V219H67L66 217L64 218V217H62L61 215H63L62 214V212H61V215L60 214H58L60 211V209L59 210H57L58 208H59V206H58V204H57V209H56V211L55 212H57V211H59L58 213H54V214H49V215H47V216H50L49 218H47L46 217V215H45V213H47L48 211L50 212V209H48V211H46L47 209H45V208H47V206H49L50 204L52 205V201L50 200H48L49 201V203L50 204H48L46 207L45 206H42L43 208H44V210H45V213H44V211H42V210H40V212H39V214L41 213V211H42V213H43V215L41 216L42 218L44 217V219L45 218H47L48 220H49V224H50V228H48V230H45V229H42V227H44V225H46V223H47V221H44V222H46L42 227H41V223L42 222H40V224L38 225V223L39 222H37L35 219H33V217H35V216H38V215H34L35 213H33L32 215L33 216H31L32 218H30V217H28L27 215H25V216H23V217H19L20 216V214L23 212V211H19V214L16 216V211H18L19 210V207H18V209H17V205H19V204H21L22 202H24L23 200H28L27 198H25V197H23L22 195H21V197L23 198V200H22V198L20 199V196L18 195V193L19 192H16V195H14L13 193H11L12 195H10V194H4V193H2ZM8 192H9V190H8ZM23 192H24V190H23ZM22 192V193H23ZM29 192V191H28ZM48 192V189H47V191L45 192V193H47ZM51 192H53V191H51ZM50 192V193H51ZM56 192H58V191H56ZM64 192V191H63ZM71 192H74V191H71ZM79 192V191H78ZM77 192V193H78ZM88 191H86V193H87ZM148 192V191H147ZM154 192V191H153ZM6 193V192H5ZM10 193V192H9ZM54 193V192H53ZM60 193V192H59ZM65 193V192H64ZM77 193H76V195H77ZM83 193V192H82ZM81 193V195L82 196H80V197H82V200L84 199L83 197H86V196H83V194ZM20 194V193H19ZM43 194V193H42ZM41 194V195H42ZM48 194V193H47ZM55 194V193H54ZM68 194H71V193H68ZM19 196L18 198L17 197H15V196ZM38 195V194H37ZM46 195V194H45ZM59 194H57V196H58ZM85 195V194H84ZM43 196V195H42ZM47 196V195H46ZM50 196V195H49ZM56 196V197H57ZM69 196H71V195H69ZM77 196H79V194L77 195ZM77 196H75V194H74V197H77ZM87 196H89V195H87ZM45 197V196H44ZM54 197V196H53ZM62 197V196H61ZM64 197V196H63ZM79 197V198H80ZM13 198H16V201L15 202H13V203H11V200L13 199ZM73 198V197H72ZM31 199V198H30ZM34 199V198H33ZM47 197H46V202H48L47 201ZM52 199V198H51ZM57 199H58V197H57ZM57 199H55V200H57ZM70 199V198H69ZM78 199V198H77ZM87 199H88V197H87ZM54 200V201H55ZM81 200V199H80ZM79 201V199H78V201H79V203H78V205L79 204H81L80 202H83V201ZM85 200H86V198H85ZM84 200V201H85ZM28 201H30V200H28ZM28 201H27V203H28ZM36 201V200H35ZM68 201V200H67ZM66 201V202H67ZM74 201V200H73ZM34 202V201H33ZM45 202V203H46ZM64 202H65V200H64ZM65 202V206L68 208V206H71L72 205V202H71V204L69 205H67V203H69V202H67L66 203ZM149 202V201H148ZM15 203V204H14ZM44 203V204H45ZM13 204V205H12ZM47 204V203H46ZM64 204V203H63ZM73 204H76V202H74ZM36 205H38V204H36ZM55 205H56V203H55ZM88 205V204H87ZM156 205V204H155ZM145 207H146V205H144ZM21 207V206H20ZM23 207V206H22ZM21 207V208H22ZM26 207V206H25ZM40 208L39 209H41L42 207L41 206H39ZM52 207V206H51ZM145 207H143V208H145ZM30 208V207H29ZM35 209H36V207H34ZM49 208V207H48ZM64 208V207H63ZM66 208V209H67ZM80 208V207H79ZM78 208V209H79ZM147 208H149L148 206H147ZM53 209V208H52ZM69 209H70V207H69ZM81 210H82V208H80ZM22 210V209H21ZM77 210V209H76ZM142 210H144V209H142ZM141 210V207H140V210L138 211L139 213H140V211L141 212H144V211H142ZM147 210V209H146ZM36 211V210H35ZM62 211H64V210H62ZM134 212L136 211V210H133ZM136 211V212H137ZM28 212V211H27ZM26 212V213H27ZM34 212V211H33ZM54 212V211H53ZM67 212H68V210H67ZM70 212V211H69ZM78 212H81L82 213V211H78ZM137 212V213H138ZM145 212H147V211H145ZM144 212V213H145ZM77 213V212H76ZM138 213V214H139ZM143 213V214H144ZM22 214H25V213H22ZM21 214V215H22ZM64 214H65V212H64ZM68 214V213H67ZM70 214V213H69ZM68 214V215H69ZM141 214V213H140ZM139 214V215H140ZM147 214V213H146ZM41 215V214H40ZM45 215V216H44ZM66 215V214H65ZM76 215V214H75ZM91 215V214H90ZM142 215V214H141ZM70 216L71 215H69V216H67V217H69L70 218ZM74 216V215H73ZM149 217L150 215L149 214H147L146 215V217ZM76 217V216H75ZM79 217H80V215H79ZM79 217H78V219H79ZM93 217V216H92ZM141 217V216H140ZM142 217H145V215H142ZM77 218V217H76ZM84 218H85V216H84ZM91 218V217H90ZM113 218H115V217H113ZM138 218V217H137ZM36 219H37V217H36ZM96 218H94V220H95ZM101 219V218H100ZM117 220L116 221H118V218H116ZM82 220V223L84 222ZM92 220V219H91ZM91 220L89 221L90 223H92L91 222ZM108 221H109V219H107ZM135 220H137V219H135ZM139 220H142V221H144V219L142 218V219H140L139 218ZM149 220V219H148ZM40 221H42V219H40ZM99 222L100 221H102V220H98ZM98 221H96V223L98 222ZM104 222H100V223H103V225L101 224V226L103 227L104 226V224H107V223H105L106 221L105 220H103ZM107 221V222H108ZM110 221H112V220H110ZM120 221V220H119ZM124 221H125V223L127 224V220H125L124 219ZM121 222V221H120ZM139 222V221H138ZM109 223V222H108ZM111 223L112 222H110L109 224L111 225ZM118 223V222H117ZM137 223V222H136ZM141 223V222H140ZM139 223V224H140ZM49 224H47V226L49 225ZM93 224V223H92ZM99 224V223H98ZM97 224V225H98ZM109 224H108V226H109ZM113 224H114V222L112 223V227H114L113 226ZM128 224H134L135 225V223H130L129 222V220H128ZM138 224V223H137ZM142 224V223H141ZM118 226H119V223L117 224ZM122 225H123V223H122ZM94 226V225H93ZM100 226V225H99ZM107 226V225H106ZM105 226V227H106ZM111 226H109V227H111ZM131 226V225H130ZM138 226V225H137ZM148 226V225H147ZM75 227V228H74ZM86 227H87V225H86ZM108 227V228H109ZM112 227L110 228L111 230H113L112 229ZM117 227V226H116ZM116 227H114V229H117ZM123 227V226H122ZM121 226H120V228H122ZM132 227V226H131ZM130 227V228H131ZM135 227L136 226H134V229H135ZM143 227H145V225L143 226ZM120 228H118V230H120L121 231V229ZM133 228V227H132ZM139 228V227H138ZM137 228V229H138ZM82 229H84V232L85 233H87L88 235H89V233L91 234V240L90 239H88L87 240V238H82L84 235H82V237L79 235V231L78 230H82ZM106 229H107V227H106ZM123 229V228H122ZM128 229H129V227H128ZM127 229V225H126V230H128ZM140 229H142V226H141V228ZM139 229V230H140ZM144 229V228H143ZM43 230H45L46 232L44 233V232H42ZM96 230H98V232H99V228L98 229H96ZM117 230V231H118ZM130 231L129 232H132V233H134V234H132V233H130V234H132L133 236L135 235V232H133V231H131V229H129ZM136 230V229H135ZM101 231V230H100ZM104 231V229L101 231V233H104L103 232ZM106 231V230H105ZM108 231V230H107ZM113 231H115V230H113ZM138 231V230H137ZM8 232V233H7ZM38 232V233H37ZM83 231H82V233H84ZM109 232H112V231H108V233ZM123 232V231H122ZM126 232V231H125ZM128 232V231H127ZM139 232H142V231H139ZM40 233V234H39ZM44 233V234H43ZM106 233V235H110V233L109 234H107V232H105ZM105 233L104 234H102L103 236L105 235ZM124 233V232H123ZM122 233V234H123ZM6 234H10V235H12L13 234V237H11V238H8V235H6ZM100 234V233H99ZM118 234H119V231H118ZM117 234V235H118ZM128 234V233H127ZM130 234H128V237L130 236ZM86 235V234H85ZM98 235V234H97ZM105 235V236H106ZM112 235H114V234H112ZM124 235V234H123ZM123 235H122V237H123ZM136 235H137V232H136ZM135 235V236H136ZM94 236V235H93ZM111 236V235H110ZM110 236H107V239L110 237ZM119 236V235H118ZM120 236H121V233H120ZM125 236V239L127 238V240H128V237L126 236V234L124 235ZM138 236H140V235H138ZM112 237V236H111ZM116 237L117 236H115V240H116ZM119 238V241L122 239V240H124L123 238ZM113 238L114 237H112V240H113ZM118 238V237H117ZM137 238V237H136ZM142 238V237H141ZM141 238L139 237V239L141 240ZM132 239V238H131ZM110 240H111V238L109 239V242H110ZM115 240H113V241H115ZM118 240V239H117ZM127 240H125V241H127ZM138 240V239H137ZM137 240H136V243H138V242H140V241H138L137 242ZM123 242V243H120L119 242V244L121 245V244H124V243H126V242ZM129 241H131L133 244H135L136 245V247H137V244L136 243H134L133 241H135V240H129ZM103 244H102V243ZM106 242H107V240H106ZM118 242V241H117ZM130 242V243H131ZM108 243V242H107ZM131 243V244H132ZM110 244V243H109ZM128 244H129V242H128ZM132 244V245H133ZM142 243H140V245H141ZM114 245H116V244H114ZM119 245V246H120ZM127 245V244H126ZM126 245H122V246H126ZM189 245H191V244H189ZM194 245V244H193ZM108 246V245H107ZM119 246H117V247H119ZM121 246V248H124V247H122ZM128 246L129 245H127V247H126V249H128ZM144 246V245H143ZM147 246V248H148V245H146ZM146 246H144L143 248H146ZM110 247V246H109ZM116 247V248H117ZM131 247H133V248H135L134 247V245L133 246H131ZM111 248H112V244H111ZM111 248H109L110 250H111ZM120 248V247H119ZM118 248V249H119ZM120 248V249H121ZM133 248H131L132 250H133ZM113 249L114 250H116L115 248H114V246H113ZM136 249V248H135ZM138 249V248H137ZM136 249V251H138ZM150 249V248H149ZM117 251V256H121L119 253H122V249H121V252L119 251V250H116ZM130 254H128L127 252H126V250H125V252L127 253H125V255H123V258H124V256H128V257H130V255H131V253H132V251L131 250H127ZM143 251V250H142ZM147 251V250H146ZM133 252H134V250H133ZM124 253V252H123ZM134 253H137V252H134ZM13 254V255H12ZM14 254H15V256H14ZM119 254V255H118ZM138 254L139 255H141V254H143V253H141L140 254V251L138 252ZM136 255V254H135ZM144 255V254H143ZM142 255V256H143ZM116 256V257H117ZM133 255H131V257H132ZM138 256V255H137ZM122 257V256H121ZM126 257H125V259H126ZM128 257H127V260H131L132 258H134V257H132L131 259H128ZM139 257V256H138ZM138 257H136V258H138ZM102 258V259H101ZM136 258L135 259H132L133 261H135L136 262ZM2 259V260H1ZM125 259H123V260H125ZM117 260V261H116ZM126 260V261H127ZM138 261V260H137ZM125 262V261H124ZM128 262H130V261H128ZM135 262H133V264L135 263ZM121 264H123V263H121Z\"/></svg>",
    "mask_w": 264,
    "mask_h": 264
}]
</instances>
